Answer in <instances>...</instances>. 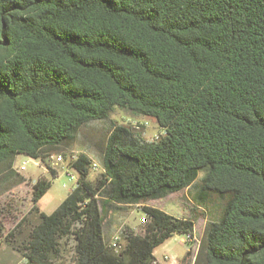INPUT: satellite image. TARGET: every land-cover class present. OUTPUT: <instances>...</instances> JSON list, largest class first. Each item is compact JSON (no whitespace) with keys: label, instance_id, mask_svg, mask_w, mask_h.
<instances>
[{"label":"trees","instance_id":"16d2710c","mask_svg":"<svg viewBox=\"0 0 264 264\" xmlns=\"http://www.w3.org/2000/svg\"><path fill=\"white\" fill-rule=\"evenodd\" d=\"M117 108L159 133L114 125L101 177L78 154V186L51 214L39 177L6 242L35 264H63L70 240V264H154L197 216L149 202L188 189L209 212L194 264H264V0H0V188L26 181L20 154L58 177L50 156ZM115 205L146 215L120 250Z\"/></svg>","mask_w":264,"mask_h":264},{"label":"rangeland","instance_id":"374dc122","mask_svg":"<svg viewBox=\"0 0 264 264\" xmlns=\"http://www.w3.org/2000/svg\"><path fill=\"white\" fill-rule=\"evenodd\" d=\"M145 121H148L147 125L141 124V122ZM116 124H133L139 126L136 129L149 140L153 139L159 133V126L154 119L133 115L126 110L117 108L110 115L109 119L91 121L82 126L76 138L67 145L62 146L55 154L66 155V159H69L72 154H87L92 159L93 164H98V168H92L89 174V179L96 182L104 170V150L108 137ZM24 161H27L26 169L20 172L18 167ZM67 161L59 164H53L52 161H49L51 167L59 172L58 177H54L51 175L48 167L41 161L24 154H20L17 157L15 168L25 177L26 181L10 187L0 188V225L2 226L0 230V264H35L30 263L21 252L6 242V234L14 227L17 221L16 218H21L29 211L33 184L39 177L48 178L52 183L49 190L38 202L40 209L47 214H51L61 205L74 185V181L67 174L70 170ZM203 175L201 173L200 178ZM149 204L160 207L177 217H191L195 214L197 216L195 218L196 232L198 237L202 239L209 212L195 205L188 189L171 194L163 199L151 201ZM196 207L197 209L194 211L193 208ZM141 208L140 205H115L110 208L105 219L106 236L110 243L116 234H121V242L123 245L125 244L123 232L125 230L131 231L138 229L146 218ZM182 237V234H175L160 245L156 250L158 259L160 260L163 254L167 253L171 256L170 261L179 259L180 264H194L198 250L193 249L190 251V255L185 257L189 250L188 244L182 242ZM73 245L74 241L70 240V245L62 259L63 264L71 263Z\"/></svg>","mask_w":264,"mask_h":264},{"label":"built area","instance_id":"2783aa9c","mask_svg":"<svg viewBox=\"0 0 264 264\" xmlns=\"http://www.w3.org/2000/svg\"><path fill=\"white\" fill-rule=\"evenodd\" d=\"M141 124L147 125L148 121L141 122ZM134 126H135V128L139 127L136 125H134ZM77 158H78V154H72L69 157V159H66V157L63 154H53L52 156H50L49 161H52L53 164H59V163H62V162H65L66 160H68L67 162H68V166H69V161L70 160L71 161L76 160ZM38 161H40V160H38ZM26 164H27V161H24L23 164L20 167H18V170L20 172L24 171L26 169ZM92 168H98V164H96V163L93 164ZM69 169L70 170L67 172V174L70 176V179L74 181V185L71 188V191H74L76 189V187L78 186L77 182H78L79 175H78V172L74 168L69 167ZM70 171H72V172H70ZM121 240H122V235L116 234L111 241V246L113 248H115L116 250H120L123 247ZM201 240L202 239H200L197 235L196 227L192 233L184 234L182 237V242L188 244V250L189 251H192L193 249L199 250ZM195 259H196V257H195ZM170 260H171V256L167 253H164L162 258L160 260L156 259L154 264H164L165 262L170 261ZM173 261L175 262L176 259H173Z\"/></svg>","mask_w":264,"mask_h":264},{"label":"crops","instance_id":"0c3cea01","mask_svg":"<svg viewBox=\"0 0 264 264\" xmlns=\"http://www.w3.org/2000/svg\"><path fill=\"white\" fill-rule=\"evenodd\" d=\"M157 250V249H156ZM156 250H155V256H156V258L158 259V257H157V255H156ZM159 260V259H158ZM164 264H180V260L178 259H176V261L174 262V261H167V262H165Z\"/></svg>","mask_w":264,"mask_h":264}]
</instances>
